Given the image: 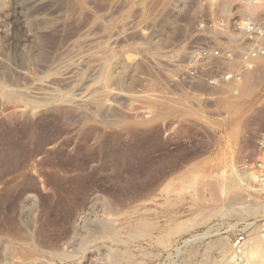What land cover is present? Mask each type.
Listing matches in <instances>:
<instances>
[{
  "label": "rangeland",
  "instance_id": "1",
  "mask_svg": "<svg viewBox=\"0 0 264 264\" xmlns=\"http://www.w3.org/2000/svg\"><path fill=\"white\" fill-rule=\"evenodd\" d=\"M246 7L0 0V264H229L246 226L248 255L264 244V187L238 182L264 133V57L217 90L186 63L198 23Z\"/></svg>",
  "mask_w": 264,
  "mask_h": 264
},
{
  "label": "built area",
  "instance_id": "2",
  "mask_svg": "<svg viewBox=\"0 0 264 264\" xmlns=\"http://www.w3.org/2000/svg\"><path fill=\"white\" fill-rule=\"evenodd\" d=\"M257 9V13L244 16L229 25L222 19L200 22L198 32L203 38L187 53V69L197 85L222 89L239 83L245 71L254 69L253 61L264 57V0H243ZM231 95H236L230 89ZM264 99V97H263ZM256 158H244L239 169L253 174L255 181L264 187V133L260 135ZM264 239V217L255 224ZM251 226H246L230 239V264H248L247 252L252 244Z\"/></svg>",
  "mask_w": 264,
  "mask_h": 264
},
{
  "label": "bare ground",
  "instance_id": "3",
  "mask_svg": "<svg viewBox=\"0 0 264 264\" xmlns=\"http://www.w3.org/2000/svg\"><path fill=\"white\" fill-rule=\"evenodd\" d=\"M227 5V4H226ZM244 5H248V6H250V7H253L252 5H249V4H244ZM250 7H246V9H245V11L246 12H248V11H250ZM225 10H227V9H225V7H223V9H222V11L223 12H227V11H225ZM249 120L250 121H258V120H264V108L261 110V111H259V112H257V113H255L252 117H250L249 118ZM241 172H243V171H241ZM243 173H245L246 174V172H243ZM247 174H249L248 176L246 175V177H244L243 176V178L242 177H240V176H238L239 177V180H238V182L240 183V185H242L243 187H249V186H251V182L253 181V179H254V181H255V177H254V175L253 174H250V173H247ZM252 189V188H251ZM207 235H209L207 232H204V233H202V234H200L198 237H197V239L198 240H203V239H205V238H208L207 237ZM191 241V240H190ZM257 245L258 246H254V251H250V253H249V255H248V252H247V261H248V257L249 258H252V257H254V254L258 251L259 252V254H260V258H261V260H259V262H258V264H261V262L263 261V259H264V244L263 243H257ZM250 249V248H249ZM249 249H248V251H249ZM256 250V251H255ZM229 264H230V262H229ZM248 264H250L249 262H248Z\"/></svg>",
  "mask_w": 264,
  "mask_h": 264
}]
</instances>
